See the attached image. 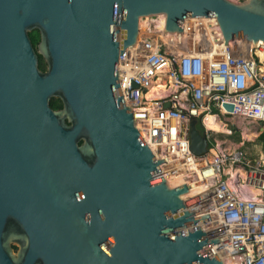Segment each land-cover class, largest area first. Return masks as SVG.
Returning <instances> with one entry per match:
<instances>
[{
    "label": "water",
    "instance_id": "obj_1",
    "mask_svg": "<svg viewBox=\"0 0 264 264\" xmlns=\"http://www.w3.org/2000/svg\"><path fill=\"white\" fill-rule=\"evenodd\" d=\"M160 13L172 34L217 16L226 44L264 41V0H0V264H224L121 90L119 54ZM190 136L209 151L197 118Z\"/></svg>",
    "mask_w": 264,
    "mask_h": 264
},
{
    "label": "built area",
    "instance_id": "obj_2",
    "mask_svg": "<svg viewBox=\"0 0 264 264\" xmlns=\"http://www.w3.org/2000/svg\"><path fill=\"white\" fill-rule=\"evenodd\" d=\"M197 19L219 33L217 44L193 42L186 51H174L163 47L165 41L156 45L139 36L119 54L125 105L132 107L139 133L155 157L168 158L159 166L169 185L165 169L202 183L195 215L210 214L200 225L209 239L221 237L212 247L224 264H264V160L250 157L242 150L244 142L231 138L234 120L238 129L246 122L264 130V41L254 45L235 38L226 44L217 16H185L183 33L170 35L181 38ZM247 44L248 55L240 52ZM159 79L164 88L154 107L147 94ZM192 118L208 138L207 153L191 149Z\"/></svg>",
    "mask_w": 264,
    "mask_h": 264
},
{
    "label": "bare ground",
    "instance_id": "obj_3",
    "mask_svg": "<svg viewBox=\"0 0 264 264\" xmlns=\"http://www.w3.org/2000/svg\"><path fill=\"white\" fill-rule=\"evenodd\" d=\"M159 17V33L152 31L151 26H149V16H143L140 20V36L142 38L146 36L149 39H153L156 45H158L161 41H165L168 47L173 49L174 51H186L185 47H189V45H191L193 42H195L196 44H205L208 47H211L213 44H217L219 41V33H215L214 28L212 27H205L204 25H199L200 20L198 19L196 20L194 25L188 26L187 34L182 35L181 38L174 37L173 35H169L166 33V16L164 15V13H160ZM241 45L246 46V44L243 43ZM248 48L249 45L247 44V49L245 48L240 52L248 55ZM161 81V79L157 80L155 84L151 87L149 93L147 94L149 98V104L154 107L159 106V103L156 101V99L161 94V91L164 88V84L161 83ZM164 175L168 178L172 186H180L184 183L190 185V191L184 197L192 201V204L189 206V208L196 211L198 205H196V203L194 202L198 201L199 199L198 193L203 189L202 183H200L199 181L191 182L190 179L185 176V173L180 170L172 172L165 169ZM193 180H196V177H194Z\"/></svg>",
    "mask_w": 264,
    "mask_h": 264
},
{
    "label": "rangeland",
    "instance_id": "obj_4",
    "mask_svg": "<svg viewBox=\"0 0 264 264\" xmlns=\"http://www.w3.org/2000/svg\"><path fill=\"white\" fill-rule=\"evenodd\" d=\"M234 1H243V0H234ZM150 26L152 31L159 33V22H160V17L153 16L151 20H149ZM171 34V33H167ZM162 39V38H160ZM163 44V47H168L167 43L161 42ZM236 127L239 125V122L233 123ZM262 126L260 124H254V123H246L243 122L241 123V129H239V132L241 134L242 140L245 139V144L242 148L243 151L247 152V154L253 156V157H258L259 159L264 160V152L261 149L260 144H258V139L260 135L262 134ZM236 134V133H235ZM242 140H236V141H242ZM211 154H209V158H211Z\"/></svg>",
    "mask_w": 264,
    "mask_h": 264
},
{
    "label": "trees",
    "instance_id": "obj_5",
    "mask_svg": "<svg viewBox=\"0 0 264 264\" xmlns=\"http://www.w3.org/2000/svg\"><path fill=\"white\" fill-rule=\"evenodd\" d=\"M30 36H31V39H32V42L33 44L35 45V47H37V44L40 40V35H39V32L38 30H33L31 33H30ZM39 62H40V67L45 70L47 69V63L45 61V59L43 58L42 55H39ZM51 106L55 109H59V108H62L63 107V103L61 101L60 98L58 97H54L52 100H51ZM236 133V134H235ZM231 138L233 140H242L241 138V134L239 132V129L234 126V131H233V135L231 136ZM239 142V141H237ZM258 144H260L261 146V149L262 151L264 152V130L262 131V134L260 135L259 139H258ZM250 157L252 158H257V157H253L249 154Z\"/></svg>",
    "mask_w": 264,
    "mask_h": 264
},
{
    "label": "crops",
    "instance_id": "obj_6",
    "mask_svg": "<svg viewBox=\"0 0 264 264\" xmlns=\"http://www.w3.org/2000/svg\"><path fill=\"white\" fill-rule=\"evenodd\" d=\"M236 142H237V141H236ZM241 142H244L243 145H242V148H243V146H244V144H245L246 141H245V139H244V140L240 141L239 143H241ZM244 153L247 154V152H245V151H244ZM247 155H248V154H247Z\"/></svg>",
    "mask_w": 264,
    "mask_h": 264
}]
</instances>
